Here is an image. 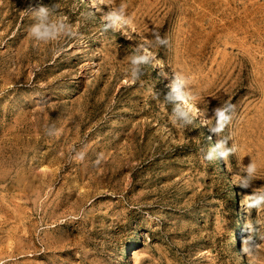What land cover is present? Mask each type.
<instances>
[{
  "label": "rangeland",
  "instance_id": "rangeland-1",
  "mask_svg": "<svg viewBox=\"0 0 264 264\" xmlns=\"http://www.w3.org/2000/svg\"><path fill=\"white\" fill-rule=\"evenodd\" d=\"M38 3L79 38L35 44ZM119 4L134 27L104 30ZM141 43L152 60L131 82ZM175 72L196 97L188 126L165 102ZM226 101L231 120L212 133ZM221 137L237 150L204 162L201 145ZM253 188L264 191V0H0V264H264V208L243 201Z\"/></svg>",
  "mask_w": 264,
  "mask_h": 264
},
{
  "label": "clouds",
  "instance_id": "clouds-1",
  "mask_svg": "<svg viewBox=\"0 0 264 264\" xmlns=\"http://www.w3.org/2000/svg\"><path fill=\"white\" fill-rule=\"evenodd\" d=\"M30 8L32 10L33 23L30 25L29 34L35 44L59 41L62 37L79 38L77 28L64 15L56 11L55 4L48 6L38 3L36 6H30ZM90 15H92L90 11L84 13L85 17ZM103 18L105 21L103 28L106 31L109 29L119 30L125 26L134 27V17L126 12L124 4L109 8L103 13ZM153 36L157 46L166 45L168 42L167 38L162 37L159 32L154 31ZM151 60L152 54L147 50L145 44H138L136 50L128 55L126 72L131 82L140 79L143 75L144 65ZM189 84L190 78L186 74L175 72L169 84V92L165 95V102L174 101L170 116L171 121L181 126L191 125L196 115V110L191 102L196 97L192 94ZM232 108L233 105L227 101L224 104L213 107L211 115L214 117V123L209 127L210 132L219 134L224 130L231 120L230 112ZM203 119L207 121L209 116L204 114ZM227 141L228 138L221 137L214 145H201L199 149L200 158L204 162L227 159L230 153H234L237 150L234 144L229 146ZM241 165L242 167L235 174V184L243 188H249L256 178L258 165L253 160H250L246 165ZM243 201L248 209L264 208V191H257L253 188L250 193L244 196ZM246 229L249 233L255 230L254 226L249 222H246ZM253 248L254 241L249 236L244 240L241 250L250 253Z\"/></svg>",
  "mask_w": 264,
  "mask_h": 264
},
{
  "label": "bare ground",
  "instance_id": "bare-ground-1",
  "mask_svg": "<svg viewBox=\"0 0 264 264\" xmlns=\"http://www.w3.org/2000/svg\"><path fill=\"white\" fill-rule=\"evenodd\" d=\"M91 5V4H90ZM97 9V8H96ZM168 85V84H167ZM194 107V106H193ZM195 108V107H194ZM195 110H196V108H195ZM196 113H199V112H197V110H196ZM200 122L203 124V119L201 118L200 119ZM213 163H217V160L216 161H213ZM234 205L235 206H237L236 208H237V217L238 218H242V217H244V209L242 208V206H240V204H238V203H236V200H235V202H234ZM239 222V221H238ZM238 236H237V232H235L234 233V235H232L231 237H230V241H229V248L232 250V251H238L239 252V243H238V238H237ZM134 244V241L132 240V241H129L128 242V246L129 247H131L132 245ZM125 255V254H124ZM124 257V256H123ZM126 258V257H125Z\"/></svg>",
  "mask_w": 264,
  "mask_h": 264
}]
</instances>
